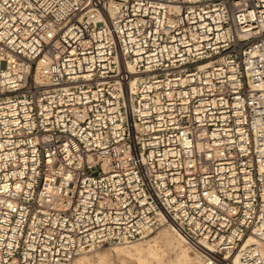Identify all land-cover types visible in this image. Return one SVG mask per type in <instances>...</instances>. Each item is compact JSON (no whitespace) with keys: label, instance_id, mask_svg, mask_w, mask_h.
Wrapping results in <instances>:
<instances>
[{"label":"built area","instance_id":"built-area-1","mask_svg":"<svg viewBox=\"0 0 264 264\" xmlns=\"http://www.w3.org/2000/svg\"><path fill=\"white\" fill-rule=\"evenodd\" d=\"M164 226L264 264V0H0V264Z\"/></svg>","mask_w":264,"mask_h":264},{"label":"bare ground","instance_id":"bare-ground-1","mask_svg":"<svg viewBox=\"0 0 264 264\" xmlns=\"http://www.w3.org/2000/svg\"><path fill=\"white\" fill-rule=\"evenodd\" d=\"M177 234L181 239L179 237L177 238L176 234H173L174 239L177 240L175 259L167 257L165 251L161 249L157 243L148 246L135 244L124 247L113 246L115 248L112 247V249H108L106 253H101V250H96L92 253L80 256L75 264H115V258L120 260L122 264H192L194 260H197L198 264H200L199 259L197 257L193 258L189 248L183 244L184 239L182 236L178 232ZM251 242H253L252 239L249 240V243ZM262 251L264 252V247Z\"/></svg>","mask_w":264,"mask_h":264},{"label":"rangeland","instance_id":"rangeland-1","mask_svg":"<svg viewBox=\"0 0 264 264\" xmlns=\"http://www.w3.org/2000/svg\"><path fill=\"white\" fill-rule=\"evenodd\" d=\"M171 234H172V236H171ZM173 234L174 235L176 234V237L177 238L179 237L178 234H177V232L173 228L168 227V226H164V227H161L159 230H157V231H155V232L147 235V237L144 240H141V241L136 242V243L131 244V245H119V246H116V247L132 246V245H135V244H137V245L138 244H141V245H144V246H148V245H155L157 243L160 246V248L165 251V253L167 254V257H171L172 259H175L174 256H176L175 252L177 250V247H176L177 246V240L174 239ZM147 241H148V243H147ZM183 244L186 247L189 248V246L186 244L185 241L183 242ZM113 248H115V247H113ZM108 249H112V247H105V248H103L101 250V253L108 252ZM189 251H190L191 256L193 258H195L196 256L191 251L190 248H189ZM114 263L115 264H122L120 260H117V258L114 259ZM192 264H198L197 260H194Z\"/></svg>","mask_w":264,"mask_h":264}]
</instances>
